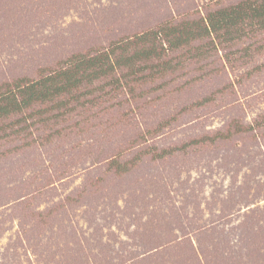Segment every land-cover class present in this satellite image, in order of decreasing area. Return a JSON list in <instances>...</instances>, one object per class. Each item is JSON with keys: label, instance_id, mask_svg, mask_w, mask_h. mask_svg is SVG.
I'll use <instances>...</instances> for the list:
<instances>
[{"label": "rangeland", "instance_id": "rangeland-1", "mask_svg": "<svg viewBox=\"0 0 264 264\" xmlns=\"http://www.w3.org/2000/svg\"><path fill=\"white\" fill-rule=\"evenodd\" d=\"M248 2L0 0V95L113 69L0 119V264H264V28L157 32Z\"/></svg>", "mask_w": 264, "mask_h": 264}, {"label": "trees", "instance_id": "trees-1", "mask_svg": "<svg viewBox=\"0 0 264 264\" xmlns=\"http://www.w3.org/2000/svg\"><path fill=\"white\" fill-rule=\"evenodd\" d=\"M258 2H248L234 9H224L210 13L206 27L194 24L192 28L188 29L184 26L173 29L165 27L157 32L160 33L161 31L167 38L173 36L174 39L169 42L171 48L187 45L192 40L220 30L226 31V35H229L232 39L235 37L234 34L239 33L235 27L240 23L243 24L245 19H250L254 27L264 28V0H258ZM157 32L155 33L157 34ZM156 53L154 45H152L148 51L143 49L135 53L128 61H125V64L128 62L134 63L139 59H146L151 55L157 56ZM67 67L69 68L63 69L55 77L45 78L30 87L17 88L15 92L1 93L0 119L26 108L34 102H44L63 94L65 91H72L83 83L91 84L94 80L106 77L113 72L112 67L106 63L101 55L88 59L81 57L77 64L72 63ZM16 94L22 97L19 102L15 98Z\"/></svg>", "mask_w": 264, "mask_h": 264}]
</instances>
